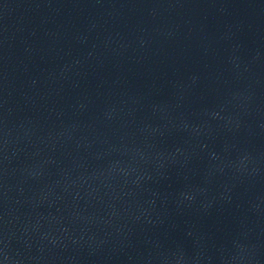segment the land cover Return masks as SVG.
Wrapping results in <instances>:
<instances>
[{"label": "water", "instance_id": "95a60500", "mask_svg": "<svg viewBox=\"0 0 264 264\" xmlns=\"http://www.w3.org/2000/svg\"><path fill=\"white\" fill-rule=\"evenodd\" d=\"M196 264H264V95Z\"/></svg>", "mask_w": 264, "mask_h": 264}]
</instances>
